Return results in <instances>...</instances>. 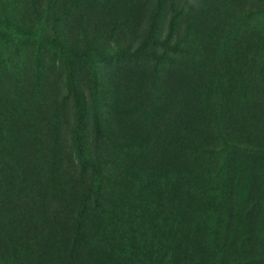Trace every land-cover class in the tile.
I'll return each instance as SVG.
<instances>
[{"label": "rangeland", "instance_id": "1", "mask_svg": "<svg viewBox=\"0 0 264 264\" xmlns=\"http://www.w3.org/2000/svg\"><path fill=\"white\" fill-rule=\"evenodd\" d=\"M0 264H264V0H0Z\"/></svg>", "mask_w": 264, "mask_h": 264}]
</instances>
